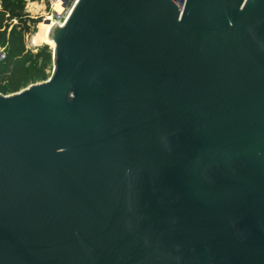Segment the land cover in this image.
I'll list each match as a JSON object with an SVG mask.
<instances>
[{"label":"water","instance_id":"obj_1","mask_svg":"<svg viewBox=\"0 0 264 264\" xmlns=\"http://www.w3.org/2000/svg\"><path fill=\"white\" fill-rule=\"evenodd\" d=\"M50 37L0 93V264H264V0H76Z\"/></svg>","mask_w":264,"mask_h":264},{"label":"trees","instance_id":"obj_2","mask_svg":"<svg viewBox=\"0 0 264 264\" xmlns=\"http://www.w3.org/2000/svg\"><path fill=\"white\" fill-rule=\"evenodd\" d=\"M36 1V0H31ZM29 0H0V93L9 94L48 79L54 67L50 45L30 48L26 36L36 30L42 17L27 11Z\"/></svg>","mask_w":264,"mask_h":264},{"label":"rangeland","instance_id":"obj_3","mask_svg":"<svg viewBox=\"0 0 264 264\" xmlns=\"http://www.w3.org/2000/svg\"><path fill=\"white\" fill-rule=\"evenodd\" d=\"M76 0H70L66 5H65V10L63 11V19L61 22H64L66 15L69 13L73 5L75 4ZM179 4H182L184 0H176ZM31 2H38L42 4V9L41 11L39 10L38 12H34L33 10L30 9L29 5L30 2L27 3L26 9L27 11L31 14L33 17H42V21L36 25V30L32 31L31 33L27 34L26 36V42L27 46L30 48L36 47L40 45L42 42L41 36L43 35L44 29L47 26H50L54 22L53 17L51 16L52 14V0H36V1H31ZM53 72V70H52Z\"/></svg>","mask_w":264,"mask_h":264},{"label":"bare ground","instance_id":"obj_4","mask_svg":"<svg viewBox=\"0 0 264 264\" xmlns=\"http://www.w3.org/2000/svg\"><path fill=\"white\" fill-rule=\"evenodd\" d=\"M64 2H66V0H60V2L58 3V6L57 7L59 9H61ZM29 7L34 12H38L39 10L41 11V9H42L43 6H42V4H40L38 2H32V3H30ZM54 23H55V21L52 24H50V26L45 27L44 32H43V35L40 37L41 40H42L41 41L42 43L43 42H47L51 46H54L55 43H54V41L50 37L51 30H52V27H53Z\"/></svg>","mask_w":264,"mask_h":264},{"label":"built area","instance_id":"obj_5","mask_svg":"<svg viewBox=\"0 0 264 264\" xmlns=\"http://www.w3.org/2000/svg\"><path fill=\"white\" fill-rule=\"evenodd\" d=\"M70 0H68L67 1V3L69 2ZM29 2L30 3H32L31 2V0H29ZM60 2V0H52V9H53V11H52V14H51V16L53 17V19H54V21H55V23H62L61 22V20L63 19V11L65 10V5L67 4H65L64 5V7L60 10V15L58 16L57 15V11H58V3ZM76 2V1H75ZM70 12V11H69ZM69 14V13H68ZM68 14L66 15V18H67V16H68ZM66 18H65V20H66ZM64 20V21H65ZM4 56H5V52H4V49H2V48H0V59H2V58H4Z\"/></svg>","mask_w":264,"mask_h":264}]
</instances>
